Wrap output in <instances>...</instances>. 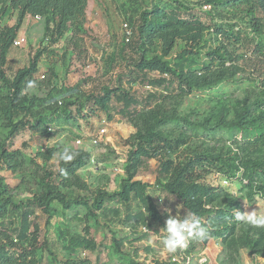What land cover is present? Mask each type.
<instances>
[{"label": "rangeland", "instance_id": "374dc122", "mask_svg": "<svg viewBox=\"0 0 264 264\" xmlns=\"http://www.w3.org/2000/svg\"><path fill=\"white\" fill-rule=\"evenodd\" d=\"M174 1H178V5H184L183 8H178L182 20L198 19L206 28L196 25L170 27L166 36L174 44L166 59L174 62L175 55L188 48L186 45L212 41V45L197 57L198 64L193 71V79L196 80L202 75V64L209 62L206 52L219 45L213 41L214 30L208 28L214 23H221L222 18L214 8L209 12L199 8L200 2L206 0H89L82 30L77 34L84 37L86 57H80L74 51L71 43L73 31L51 44L44 36L45 17L28 15L16 38L22 43H14L10 50L4 68L5 74L13 79L20 69L28 67L40 53L38 70L33 80L27 84L26 92L29 95L40 98L51 95L53 100L69 102L78 97L85 99V96L92 93H101L103 86L116 84V77L124 70L125 62L131 57L130 46L124 45L122 23L127 20L137 30L144 11L152 6H164L167 2ZM168 7L173 8L171 4ZM238 12L225 9L222 13L223 20L231 24L237 23L247 31L250 38L253 37L242 14L233 16V13ZM258 16L264 18L263 13H258ZM17 20L18 12L10 11L0 18V23L13 26ZM138 38L139 35L133 43ZM124 46L126 52L121 54ZM163 48L162 40H155L148 57L161 55ZM251 49L249 47L238 51L241 55L237 66L240 72L234 78L215 86L194 88L191 92L184 88L183 92L178 82H175L171 89L164 92L162 87L154 88L146 82H134L129 88L139 100L144 101L133 118L113 114V120L109 121L106 114L100 111L87 121L80 118L77 124L61 126L49 133V136L43 133L45 130L21 132L12 147V150L19 149L22 152L19 164L14 166L10 161L6 164L0 162V179L4 180L18 201L32 199L44 190L47 174L50 171L56 173L59 168L60 152L48 161L40 153L51 147H71L86 150L92 155L91 164L78 172L88 189L60 186L61 191L67 193L69 198L90 196L98 189L109 193L117 192L125 177L129 152L138 143L137 133H145L154 121L162 117L173 116L176 118L175 122L163 124L159 130L169 136L175 147L162 150L159 157L151 159V163L147 159L137 178L155 183V167L160 159L180 163L196 156H211L215 159L213 164H205L203 169H197L198 180L231 194L236 202V210L249 213L258 210L260 214H264V106L257 104L258 99H264V87L262 80L251 75L254 68L248 60L253 58ZM230 66L227 63L226 67ZM149 77L155 79L159 75L150 73ZM189 79L195 83L190 76ZM74 87L78 88L77 91H72ZM149 94L157 96L150 104L145 102ZM42 113L48 115L50 111ZM240 123L250 129L245 139L235 127ZM102 129L107 132L101 138ZM5 136L6 132L0 129V143ZM94 139L99 140L98 144H93ZM78 141L82 144H78ZM162 199L164 205L160 209L165 222L169 212L173 216L178 213L181 217L186 215L187 211L180 204L175 205L171 212L166 197ZM53 206L55 214L50 223L41 211L33 218L39 228V241L45 245V249L39 251L41 264H66L70 261L133 264L130 257L135 263H162L170 257V254L162 253L163 244L159 234L134 244L135 249L124 244L118 250L113 246V234L117 239L132 237L131 228L121 227L117 223L95 225L93 221L84 218V208L69 211L59 203H54ZM231 225L233 231L226 238H212V242L207 244L195 241L187 264H198L202 255L207 258V264H248L247 259L252 261L250 264H264V259H261L264 257V228L253 227L235 218ZM68 233L81 236L88 233L94 239L95 247L70 252L67 249ZM241 237L245 242H238ZM244 243L249 245L245 247ZM148 246L152 248V252L147 253L143 249Z\"/></svg>", "mask_w": 264, "mask_h": 264}, {"label": "trees", "instance_id": "16d2710c", "mask_svg": "<svg viewBox=\"0 0 264 264\" xmlns=\"http://www.w3.org/2000/svg\"><path fill=\"white\" fill-rule=\"evenodd\" d=\"M88 2L89 0H0V18L10 11L18 12L15 25L0 23V129L6 132L3 142L0 143V162L6 164L10 161L14 166H18L22 152L19 149L12 150V147L16 137L23 131L45 130L43 133L49 136V133L61 126L77 124L80 118L87 121L100 111L106 114L109 121L113 120V114L133 118L144 101L139 100L129 88L134 82H146L154 88L162 87L164 92L178 82L182 90L185 88L184 90L191 92L194 88H207L234 78L235 74L240 72L237 66L241 55L238 51L249 47L250 49L252 47L253 58L248 60L254 67L251 75L257 80H262L264 87V18L258 16V13L264 14V0H206L200 2L199 8L203 5H212V9L218 11L222 21L207 27L214 30L213 41L218 42L219 45L211 47L206 52L209 62L202 64V75L196 80L193 79V71L198 64L197 57L209 45H212V41L186 45L188 48L175 55L174 62L166 59L171 54L174 44L166 36V31L170 27L196 25L206 28L198 19L182 20L178 8L181 9L184 5H178V1L167 2L165 7L155 5L148 11H144L140 26L137 30L133 27L134 39L130 43L124 42V45L130 46V60L125 62L124 70L116 77V84L103 86L101 93H92L85 96V99L78 97L69 102L53 100L51 95L47 98L29 95L26 92L27 84L33 80L38 70L40 53L28 67L20 69L13 79L7 77L4 68L8 54L28 15L45 17L44 36L51 44L60 41L65 34L73 31L72 47L80 57H86L84 37L77 34L82 30ZM168 4H171L173 8H169ZM227 8L239 11L233 13V16L242 14L243 19L246 20L247 29L253 33V37L250 38L247 31L240 28L237 23L231 24L223 20L222 13ZM137 35H139L138 41L133 43ZM157 39L162 40L163 51L161 55L148 57L150 48ZM126 46L121 54L126 52ZM227 63L231 66L226 67ZM150 73H158L159 78L151 79ZM209 75L210 77H207ZM189 76L195 83L191 82ZM77 89L74 87L72 91H77ZM262 94L264 96V91ZM156 98V95L149 94L145 102L150 104ZM257 104L264 106V99H258ZM46 111L50 113L44 115L42 112ZM175 120L173 116L162 117L154 121L145 133H137L138 143L129 152L125 177L117 192L109 193L104 189H98L90 196L78 195L69 198L67 193L61 191L60 186L88 189L78 172L91 164L92 155L86 150L71 147L66 148L75 153L73 160L65 162L59 159V168L56 173L50 171L47 174L48 180L44 190L32 199L18 201L13 197L4 180L0 179V264H41L39 251L44 250L45 245L39 241V228L33 218L38 211H41L48 217V223H50L55 214L54 203H59L69 211L84 208V218L93 221L95 225L116 222L131 228L132 237L117 239L115 233L113 234V246L118 250L124 244L135 249L133 245L146 240L149 232L154 230L151 229L154 223L160 227L165 226L163 217L150 195L152 185L137 179V176L147 159L159 157L162 150L175 147L169 136L159 130L163 124L175 122ZM235 127L244 139L250 133V129L241 123ZM64 149L63 147H51L40 155L48 161ZM214 160L211 156H196L180 163L171 159H160L156 168L155 182V187L174 196L186 211L198 214L206 226L210 224L209 239L226 238L231 234L230 231H233L231 221L235 218L236 210V202L231 194L218 187L201 183L197 178V169H203L205 164H213ZM140 227L146 228L147 233L140 231ZM32 228L34 231H31ZM67 238V249L72 253L78 249L95 247V241L88 233L85 236L68 233ZM238 242L245 241L241 237ZM194 243L195 241H190L186 249L170 254L168 261L162 263L158 261L135 263L131 257L130 260L133 264H185ZM246 244L244 243L245 247L249 245ZM143 249L147 253L152 252L149 246ZM46 250H50L48 246ZM175 255L180 258L184 257L183 261L173 262L172 257ZM66 264H88V262L70 261Z\"/></svg>", "mask_w": 264, "mask_h": 264}, {"label": "clouds", "instance_id": "9594fccd", "mask_svg": "<svg viewBox=\"0 0 264 264\" xmlns=\"http://www.w3.org/2000/svg\"><path fill=\"white\" fill-rule=\"evenodd\" d=\"M74 156L75 153L67 148L58 154V158L65 162L72 161ZM235 219L253 227L264 228V214H260L258 210H253L250 213L235 210ZM160 230L164 233L163 254H174L178 250L186 249L190 241L203 243L211 234L210 224L206 226L201 217L192 211H187L183 217L179 213L173 216L169 212L165 226ZM198 264H207V258L202 255Z\"/></svg>", "mask_w": 264, "mask_h": 264}, {"label": "crops", "instance_id": "0c3cea01", "mask_svg": "<svg viewBox=\"0 0 264 264\" xmlns=\"http://www.w3.org/2000/svg\"><path fill=\"white\" fill-rule=\"evenodd\" d=\"M149 162L151 163V160H149ZM146 165V164H145ZM144 165V166H145ZM153 166V165H152ZM155 167V166H154ZM157 167H155V169H156ZM139 173V172H138ZM155 178H157V176H156V171H155ZM137 179H139V180H142L140 177L139 178H137ZM143 182H146V183H149L150 185H152V188H150V195L153 197V199H154V202H155V204L157 205V207H158V210H159V212H160V214H161V216L163 217V212L161 211V209H160V207H161V205H164V202H163V197H166V200H167V204H168V207L171 209V212L174 210L173 208H174V206L175 205H178V204H180V206H182L181 205V203L174 197V196H172V195H169L167 192H165L164 190H162V189H159V188H157V187H155V183H153V182H148L147 180H142ZM155 182H156V180H155ZM120 190V189H119ZM118 190V191H119ZM157 194V195H156ZM159 196H162V198L161 197H159ZM183 207V206H182ZM163 220H164V223H165V218L163 217ZM113 223H116V222H113ZM118 224V223H117ZM119 226H121V227H125V226H122V225H120V224H118ZM164 227V226H163ZM127 228H129V227H127ZM162 227H160V226H158V224L157 223H154L153 225H152V228L151 229H154V230H152V231H150L149 232V236H148V238L146 239V240H148L150 237H151V235H157V234H159L160 235V237H161V240H163V237H164V233L160 230ZM139 229H142L143 231L142 232H146L147 233V229L146 228H144V227H140ZM212 240L213 239H209V241H208V243H210V242H212ZM252 262V261H251ZM251 262H249V259H247V263L248 264H250Z\"/></svg>", "mask_w": 264, "mask_h": 264}, {"label": "built area", "instance_id": "2783aa9c", "mask_svg": "<svg viewBox=\"0 0 264 264\" xmlns=\"http://www.w3.org/2000/svg\"><path fill=\"white\" fill-rule=\"evenodd\" d=\"M203 11H211L212 10V5H203L201 8ZM122 32H123V39L125 43H130L133 39H134V35H135V30L133 28V26L131 25V23L129 21H124L122 23ZM16 45H20L22 42L20 40H15L14 42ZM167 77V75H165ZM151 88V87H149ZM152 92H154L152 90ZM107 130L106 129H102L100 131V136L101 138L106 134ZM93 144H98L99 140L98 139H94ZM78 144H82L81 141H78ZM226 183H228V181H225ZM184 257H178L177 255L172 257V261L173 262H181L183 261ZM189 258L187 257V261L185 264H187L189 261Z\"/></svg>", "mask_w": 264, "mask_h": 264}, {"label": "water", "instance_id": "95a60500", "mask_svg": "<svg viewBox=\"0 0 264 264\" xmlns=\"http://www.w3.org/2000/svg\"><path fill=\"white\" fill-rule=\"evenodd\" d=\"M208 240H209V238H208L207 240H205L203 243H204V244H207V243H208Z\"/></svg>", "mask_w": 264, "mask_h": 264}]
</instances>
